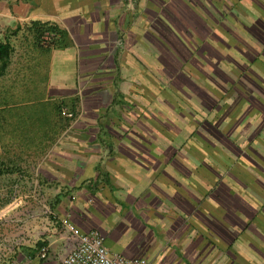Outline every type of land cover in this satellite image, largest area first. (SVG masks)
Segmentation results:
<instances>
[{"label": "crops", "instance_id": "obj_1", "mask_svg": "<svg viewBox=\"0 0 264 264\" xmlns=\"http://www.w3.org/2000/svg\"><path fill=\"white\" fill-rule=\"evenodd\" d=\"M220 10L221 0H0V43L10 48L0 63V134L23 139L22 131L29 137L32 124H43V134L29 137L48 142L35 181L58 188L46 242L36 243L25 264H57L59 218L81 232L99 231L110 251L150 264H264V215L254 218L264 189L241 180L250 199L239 211L223 190L237 192L236 184L217 178L209 207L188 183V165L173 164L170 149L157 148L154 134L138 126L146 121L139 111L156 100L157 68L165 71L164 58L172 67L171 50L156 41L171 37L155 28H177L186 43L198 31L203 43L216 36ZM38 24L58 31L50 47L39 45ZM114 186L147 187L148 198ZM42 246L50 249L44 260Z\"/></svg>", "mask_w": 264, "mask_h": 264}, {"label": "rangeland", "instance_id": "obj_2", "mask_svg": "<svg viewBox=\"0 0 264 264\" xmlns=\"http://www.w3.org/2000/svg\"><path fill=\"white\" fill-rule=\"evenodd\" d=\"M222 3L226 4L225 2ZM215 19L214 17V21ZM220 25L223 24L220 23ZM221 29L226 31L223 26ZM174 30L166 27L155 28L157 35L166 36V40L171 37L169 44L162 39L163 37L159 36H156V41L160 43V46L167 48L166 54H169L171 50L172 67L169 65V59L164 58L162 62L166 64V72L157 68L156 100L153 106L151 105L149 108L142 106L145 111L140 110L139 113L140 115L145 114L143 117L146 121L143 124L140 123L138 125L140 128H138L154 134L157 148L165 147L166 150L170 149L171 153H175L177 147L181 146L184 141V137L191 130L197 128L196 140L198 144H189L190 148L182 147L173 158L176 160L177 157V161L193 169L198 168V172L195 173L200 174L202 171L203 178L209 182H215L217 178L234 182L237 192H233V188L230 189L227 186H224L223 190L225 192L230 190L229 195L236 200V208L241 211L239 208L242 206L241 203H245L249 207L248 200L250 197H245L244 193L241 192L243 190L246 194L248 192V188L241 181L248 177L239 172L235 167L236 165L232 163L235 155L233 150L229 148L230 144L228 143L227 146L225 139L222 140L215 136L210 127L204 126L202 123L199 124L201 119L197 115H199L198 108L206 110L207 103L215 100V90L219 86L224 85L226 87L233 82L234 78L237 77L236 75L241 71L240 67H244L240 63L246 64L247 58L239 59V63L238 60L230 56L226 49L219 50L220 52L217 54L212 51L211 47L204 46L201 48L202 43L195 36L200 37L198 31L190 35L189 42L186 43L178 38L181 34L179 30L177 28ZM201 31L204 32L205 30L202 29ZM198 46L197 53L194 56L190 55L191 51ZM161 66L164 67L163 64ZM202 89L208 90L210 93ZM212 91L215 93L211 95ZM180 101L192 104L193 108L189 111L183 109L180 106ZM192 109L195 111L194 113ZM242 111L243 109H241V113ZM241 113L240 115H242ZM61 116H64L63 112H61ZM42 125L32 124L30 136L43 134ZM44 125L43 128L48 129L49 126ZM28 130L26 129L27 132ZM17 132L19 134V129ZM22 133L24 134L23 139L9 138V134H5V132L0 134V264H25L35 258L36 243L46 242L45 233L50 228V223L54 221V210L59 203L58 195L53 197L58 188L40 187L36 185L34 176V170L41 161L43 151L48 147V142L45 139L41 140L40 137L34 139L29 138L30 136L27 137L29 132L22 131ZM213 143L220 148V151L215 150L217 147H213ZM13 148L15 153H10V150L13 152ZM211 149L216 152L218 158L227 157L228 163L219 164L220 166L215 164L214 160L211 159V154H213ZM20 166H26V169H21ZM20 176H25V179H22L23 184L20 183ZM114 187L115 190L120 191L119 193L137 194L136 191H138L142 197H145L144 201L148 198L147 187L140 188L141 191L136 188V191L133 189L134 191L131 190L130 192L127 190L131 188ZM21 193L27 197H22L20 200L19 195ZM35 195L37 197H34ZM245 208L242 210L245 211Z\"/></svg>", "mask_w": 264, "mask_h": 264}, {"label": "trees", "instance_id": "obj_3", "mask_svg": "<svg viewBox=\"0 0 264 264\" xmlns=\"http://www.w3.org/2000/svg\"><path fill=\"white\" fill-rule=\"evenodd\" d=\"M222 2L226 4L224 5ZM218 21L219 25L213 30L218 38L214 36L211 40L210 38L213 36L211 33L205 38L206 40L202 45L211 47L212 51L217 54H219V50L226 49L230 56L238 60V62L243 57L247 58L246 64L239 62L244 67H240L241 71H239V74L236 75L237 77L234 78L231 84L226 87L224 85L219 86L215 90L216 93L211 92V95L215 93V100H208L210 103H207L206 110L198 108L199 115L197 117L201 119L199 124L202 123V125L210 127L215 136L222 140L225 139L227 146L228 143L230 144L229 148L233 150L235 155L232 163L236 165L235 167L238 171L245 177L253 179L254 183L264 189L262 183L264 182V0H221ZM220 23L223 25H220ZM221 26L225 27L226 31L221 29ZM44 33L53 36H51V41L45 46L50 47L54 44L58 31L50 26L38 24L36 26V35L39 45L40 38ZM198 48L199 46L194 48L190 55L194 56ZM9 53L8 44L0 43V63L2 68L9 60ZM204 75L207 76L205 73ZM202 90L209 92L205 89ZM179 103L187 111L193 108L192 104H188V102L180 101ZM241 109H243L242 113ZM192 112L194 113L195 111L192 109ZM197 134V128L191 130L184 137L181 146L177 147L175 153L170 154L173 164L181 163L177 161V157L176 160L173 158L180 152L179 149L182 147L190 148L189 144H198L196 140ZM214 146L217 147L215 150L220 151V148L213 143ZM211 151L213 153L211 154V159L214 160L215 164L220 166L219 164L228 163L227 157L218 158L216 152L212 149ZM187 169L188 183L198 190L202 195L203 203H207L210 207L209 202H211V197L216 195L215 193L219 190L218 181H221V178L215 180V182H209L204 178H197L194 174L195 172L190 171L193 169L192 167L188 166ZM193 170L198 172V168ZM192 177L200 180L202 185L190 181ZM259 208L254 214V218L255 216L261 218L262 214L264 215V204ZM260 212L262 214L259 216ZM250 223L251 221H249L247 226ZM237 239L238 236L236 237Z\"/></svg>", "mask_w": 264, "mask_h": 264}, {"label": "built area", "instance_id": "obj_4", "mask_svg": "<svg viewBox=\"0 0 264 264\" xmlns=\"http://www.w3.org/2000/svg\"><path fill=\"white\" fill-rule=\"evenodd\" d=\"M52 35L44 33L40 45L47 46ZM70 117V115H67ZM57 229L63 243L61 252L56 255L57 264H150L145 258H128L108 249L104 237L97 230L81 232L68 218L57 220ZM50 255L48 246L38 250V258L44 260Z\"/></svg>", "mask_w": 264, "mask_h": 264}]
</instances>
